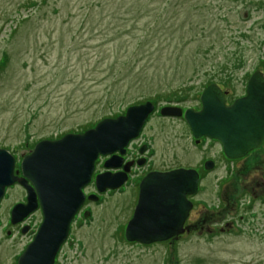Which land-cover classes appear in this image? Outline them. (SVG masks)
I'll use <instances>...</instances> for the list:
<instances>
[{
  "label": "rangeland",
  "instance_id": "1",
  "mask_svg": "<svg viewBox=\"0 0 264 264\" xmlns=\"http://www.w3.org/2000/svg\"><path fill=\"white\" fill-rule=\"evenodd\" d=\"M263 10L264 0H0V148L17 165L41 138L82 131L150 100L154 111L141 137L153 145L151 167L202 171L200 158L220 153L218 144H194L183 119L158 109L197 106L210 80L237 95L253 69L264 73ZM223 169L214 166L192 199L215 210L216 220L204 226L222 228L232 216L233 230H192L174 242L126 241L133 186L141 178L132 172L122 191L86 200L89 213L71 232V245L80 247L64 251L58 264H264V202H250L249 189L238 188L243 178L262 181L264 170H238L234 195L222 187ZM22 197L7 188L0 200V264H14L29 241L28 230L9 226V209ZM40 217L34 211L23 223L37 228Z\"/></svg>",
  "mask_w": 264,
  "mask_h": 264
},
{
  "label": "water",
  "instance_id": "2",
  "mask_svg": "<svg viewBox=\"0 0 264 264\" xmlns=\"http://www.w3.org/2000/svg\"><path fill=\"white\" fill-rule=\"evenodd\" d=\"M200 106L181 110L177 105H162L164 116H180L197 141L200 136L215 140L226 158H238L258 147L264 137V75L258 68L248 75L244 93L225 103L223 91L215 82L204 86L199 94ZM153 102L145 100L126 106L123 113L106 116L80 132L68 131L49 140L41 138L19 163L20 176L13 171L14 158L0 148V199L6 187L20 184L26 201L10 209V222L21 221L37 208L41 220L33 238L17 258L16 264H52L58 246L66 238L69 224L80 207L98 155L118 152L136 136ZM106 168H116L110 160ZM211 168L210 163L205 165ZM124 170L94 176L97 200L103 191L120 187L126 180ZM198 173L193 168H173L147 172L138 182V192L123 237L128 242L149 244L164 241L184 231L182 224L191 207L188 195L197 189ZM84 216L88 215L85 211Z\"/></svg>",
  "mask_w": 264,
  "mask_h": 264
},
{
  "label": "flooded vegetation",
  "instance_id": "3",
  "mask_svg": "<svg viewBox=\"0 0 264 264\" xmlns=\"http://www.w3.org/2000/svg\"><path fill=\"white\" fill-rule=\"evenodd\" d=\"M210 82H215L219 86V88L223 91V96L225 98V103H229L236 96L242 95L244 93V91H243V92H241V93H239L237 95L231 96L229 94V90L224 87V84H225L224 82H218V81H214V80H210L209 83ZM206 84L207 83H205V85ZM200 92L198 93V103L199 104L197 106L196 105L193 106L192 107L193 109H197L200 106V101H199ZM184 108H186V107L181 108V110H183ZM149 114H151V112ZM149 114L147 115L146 120H144V122H143L142 126L140 127V129H139L138 133L136 134V136L131 138V140L126 144L122 154H118V152H115V153H110V154H106V155H98L97 158L94 160L93 170H92V172L90 174L89 181L82 188V192L84 194V199H83L80 207L78 208L77 212L75 213L74 217L72 218V220H71V222L69 224L66 238L58 246V249H57L56 254L54 255L52 264H58L59 263V261H58L59 255L62 256V253H64V251H66V250L68 251L69 249L74 248V246L71 245V243H72L71 232H72L73 226L78 228V227H81L83 225L82 224L83 221L79 220L80 218L82 219V217H79V216H83V215H80V214L84 213L86 211V208L88 206L87 205L88 202L86 201L87 200L86 195H88L90 193L89 189H90L91 186L93 187V191L95 192L94 176L96 174L102 173V172H105V171H108V172H111V173L119 172V171L124 170V166H126L128 168V170L126 171V180L124 181L123 185L118 187L115 190H107L106 189L105 191H103L104 193L98 195V199H99L103 195L112 193L114 191H117V190H121L122 191L123 188H125L124 185H125L127 179L129 178V175L132 172H138L140 174V177L142 178L147 172H150V171H164V170H158V169H155V168L151 167L153 165V162H154V160H153V157H154L153 156V149H152L153 145H152L151 141H147L144 136L141 137L142 130L144 128V124L147 121V119L149 117ZM162 116H164V115H162ZM165 117H168V116H165ZM178 117L182 119V114L180 116H178ZM78 132H80V131H78ZM57 137H59V135L58 136H53V137H48V138H49V140H54V138H57ZM190 137H191V141L194 144H196V145L200 144L201 142L202 143L211 142L209 144V146H208V148H209L210 146H212L211 145L212 142H213V144H218L215 140H211L210 141V138H206L204 136H200L197 141L195 140L194 137L191 136V134H190ZM218 148H219L220 153L211 154V155H209V157L206 156V157H201L200 158L199 162L202 165V169H203L202 171H199L198 169H196V170L194 169L198 173L197 189H196V192L194 194H191V195L187 196V199L191 202V207L188 210L187 216L185 217L184 222L182 224V227L184 228V231L181 234L177 235L176 236L177 238L180 235L185 234V233H187L189 231H192V230H194V231H196L198 233H202V231L210 233V232H213V230H215L216 228L218 229V231H228V232L231 231V229H232L231 227H233L231 225V222H233V224L235 222V218L233 219L232 216L228 217L229 223L225 222L224 223V227H222V228L219 227V224H217L216 228H210L209 226H204L205 223H208V224L211 223V225H212L213 221L216 220L214 218V215H213L215 210L212 211V208H211L212 204H207V202H205L204 199H202L200 197L195 202L192 199L193 196L199 194V190H200L199 186H200L201 180L203 179L204 176H207V174L212 171V168L214 166H216L217 164H221L224 167L222 178L226 179V180L222 183V187L225 186V187L231 188L233 190V194L234 195H235V190L237 189L236 185L239 182L238 179H237V175H236L238 170L246 169L247 172L250 171V170H253V169L258 170L259 172H261V170H264V153H263V150H264V137L262 138V140H261L260 144L258 145V147L248 150L244 155H242L241 157H238V158H233V159L226 158L222 154V151H221V148H220L219 144H218ZM112 154H116L117 157L114 156L113 159L110 160V163L111 164H117V167L116 168H106V167H104V163L106 162V160ZM24 155H26V154H24ZM24 155H22L20 157L19 162L17 163L18 169L16 168L17 165H15L16 161L18 159H16L13 156V158H14L13 171L14 170L18 171L17 172V176H20L19 163H20V160L22 159V157ZM207 163H210L211 168H209V169L205 168V165ZM145 165H147V168H145L144 171H143V168L145 167ZM148 167H150V168H148ZM185 168H191V167H185ZM170 169H173V168H170ZM255 175H257V173H253V176H255ZM243 179L244 180L240 182V187H238V186L237 187L238 188L249 189L248 192H246V195L253 198V199H251L250 202H254L253 200H260V202H264V195L262 197H260V198L256 197V196H259L260 194H262V192H264V183H263L264 182V178H263V175H262V179L263 180L262 181H258V182H256V181L248 182V181H246L245 178H243ZM138 182L133 186L135 188V195H136L135 196V201H136L137 192H138ZM259 186H261V190L258 191L257 188ZM262 187H263V189H262ZM7 188H11V189L18 188L21 192H23V197L20 200H17L15 203H24L26 201V191H25V189L23 187L20 186V184L15 182L12 185L6 187L5 189H7ZM4 194H5V191H4L3 196L1 197V199L4 197ZM231 200L234 201L235 198H232ZM228 201H229V198H226L225 202H226L227 206H228ZM231 206L233 208L234 204H231ZM195 207H197L196 208V212L193 213V218L190 219L192 217V212H193V209ZM10 209H9V226H12V225L15 226V225L20 224L21 225L20 233L23 234V233H25L28 230L29 231L28 238H29V241H30L33 238L34 233H35L37 228L28 229V226L23 223L24 219L29 214L26 217H24L23 219H21V221L16 222V223H11L10 222ZM35 211H37L39 213V215H40L39 208H37ZM240 217H242V216L239 215L237 220H242ZM217 218H218V216H217ZM84 219H82V220H84ZM40 220H41V217H40ZM215 223H218V222L215 221ZM9 233H11V231L10 230H6V234L8 235ZM176 237H173V238H171L169 240H172V242H174ZM29 241H27V243ZM27 243L24 246H22V248L19 251L18 256L24 250V248L26 247ZM78 247H80V245L75 246L76 250H77ZM78 251H80V250H78ZM18 256H16L14 258V264H16Z\"/></svg>",
  "mask_w": 264,
  "mask_h": 264
},
{
  "label": "bare ground",
  "instance_id": "4",
  "mask_svg": "<svg viewBox=\"0 0 264 264\" xmlns=\"http://www.w3.org/2000/svg\"><path fill=\"white\" fill-rule=\"evenodd\" d=\"M169 240V239H168Z\"/></svg>",
  "mask_w": 264,
  "mask_h": 264
}]
</instances>
